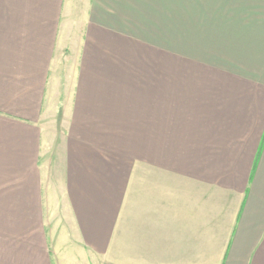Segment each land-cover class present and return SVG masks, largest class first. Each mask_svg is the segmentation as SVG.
Segmentation results:
<instances>
[{"label": "crops", "instance_id": "obj_1", "mask_svg": "<svg viewBox=\"0 0 264 264\" xmlns=\"http://www.w3.org/2000/svg\"><path fill=\"white\" fill-rule=\"evenodd\" d=\"M180 9L0 0V216L28 233L12 264H264V0H204V61L175 46Z\"/></svg>", "mask_w": 264, "mask_h": 264}, {"label": "rangeland", "instance_id": "obj_2", "mask_svg": "<svg viewBox=\"0 0 264 264\" xmlns=\"http://www.w3.org/2000/svg\"><path fill=\"white\" fill-rule=\"evenodd\" d=\"M192 11H190L189 8V2L187 0V10L180 9L177 11V19H178V27H177V41L175 42V46L178 47V49H181V51H188V54L193 55V59L195 60H202L204 61V53H193L192 50H194L193 47L198 45V48L201 47L204 48V42H193L191 39L201 38L202 41H204V0H193ZM196 51V50H194ZM190 52V53H189ZM199 52V51H198ZM117 54V53H115ZM157 54V53H156ZM186 53H160L157 54L155 59L152 58L151 53H140V56H138L137 53H128V56L124 59L125 63L127 64H145V65H161L162 67H170L174 66L175 68H181L183 65H193L194 63L186 62L183 57H180ZM202 54V55H201ZM69 55L66 54V57ZM202 58V59H201ZM176 60V61H175ZM64 65H61L59 69H61L64 72L69 67H71L70 63L65 61L63 63ZM179 70H176L178 72ZM182 74L175 75L179 80H183L185 76H188L189 74H185L183 72H180ZM62 76V75H61ZM189 76H194V78H191L193 81L202 82L204 81V75L198 74H191ZM64 80V77L61 78ZM52 128H50L51 133H57L62 132V129L57 127L56 123L50 124ZM58 130V131H57ZM62 133H60V136ZM53 148L49 154V165L48 168L45 170H42V180H43V191L45 196V203L46 206L49 209L54 208V210L58 209L59 211V203L56 201V195L57 192V168H56V162H57V136H54V139L52 140ZM59 149V147H58ZM54 220L53 218H51ZM50 218L46 217V222L48 223ZM57 219V218H56ZM60 219V218H59ZM15 221V219H14ZM14 225V224H13ZM10 220L8 216L2 217L0 216V264H12L11 262V254H13L15 251L22 252L25 248V236L28 234L24 231H17L15 229V226H11ZM65 254H67V259L70 258L72 255V251L69 246H66L65 248ZM20 252V253H21Z\"/></svg>", "mask_w": 264, "mask_h": 264}]
</instances>
